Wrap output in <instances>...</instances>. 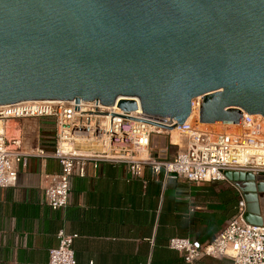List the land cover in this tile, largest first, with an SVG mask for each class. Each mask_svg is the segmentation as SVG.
Here are the masks:
<instances>
[{"label":"water","instance_id":"95a60500","mask_svg":"<svg viewBox=\"0 0 264 264\" xmlns=\"http://www.w3.org/2000/svg\"><path fill=\"white\" fill-rule=\"evenodd\" d=\"M133 97L180 124L196 97L200 122L264 117V0H0V105ZM225 174L264 224V174Z\"/></svg>","mask_w":264,"mask_h":264},{"label":"crops","instance_id":"0c3cea01","mask_svg":"<svg viewBox=\"0 0 264 264\" xmlns=\"http://www.w3.org/2000/svg\"><path fill=\"white\" fill-rule=\"evenodd\" d=\"M212 130L231 124H206ZM12 148L52 152L56 142L51 117L4 122ZM240 131L242 128H238ZM181 143L153 134L151 153L172 159ZM88 164L85 177L73 176L69 203L53 210L44 199L51 175L61 167L53 158L28 157L15 186L0 187V264H49L58 232L78 234L73 243L79 264H190L169 247L173 237L211 240L235 215L240 189L231 180L188 182L154 174L147 166L131 177L124 164ZM193 264H233L204 257Z\"/></svg>","mask_w":264,"mask_h":264},{"label":"built area","instance_id":"2783aa9c","mask_svg":"<svg viewBox=\"0 0 264 264\" xmlns=\"http://www.w3.org/2000/svg\"><path fill=\"white\" fill-rule=\"evenodd\" d=\"M136 110L127 112L118 106L92 101L31 100L0 105V187L15 186L19 166L28 157L53 158L61 169L51 175L44 190L46 204L53 210L64 209L69 203L71 179L85 177L88 164L106 161L127 166L131 177H139L149 166L154 174L164 171L166 177L188 182L228 180L225 172L264 174V117L243 112L242 124L236 129L214 131L202 128L200 97L192 100V112L182 124L172 118L152 117L143 112L137 97ZM51 117L55 120L56 142L52 152L38 149L25 152L12 148L5 133L4 122L10 119ZM151 120L174 126L183 143L172 159L155 157L150 150L153 134L172 130L157 127ZM240 131L238 128H242ZM235 215L211 240L173 237L169 247L182 252L187 263L204 257L229 258L233 264H264V224L247 222L246 199L240 190ZM59 243L49 251V264H79L73 243L78 234L61 229ZM93 264V262H90Z\"/></svg>","mask_w":264,"mask_h":264},{"label":"bare ground","instance_id":"6f19581e","mask_svg":"<svg viewBox=\"0 0 264 264\" xmlns=\"http://www.w3.org/2000/svg\"><path fill=\"white\" fill-rule=\"evenodd\" d=\"M206 124H210V123H207V122H200V123H198L197 125H198L199 127L206 128V127H204V125H206ZM214 124L225 125V124H222V123H214ZM235 127H236V126H235ZM220 131H228V130H220ZM176 132H177V130L174 129V130H172L171 134H172V138H173V140L176 141V142H178V140L176 139Z\"/></svg>","mask_w":264,"mask_h":264},{"label":"rangeland","instance_id":"374dc122","mask_svg":"<svg viewBox=\"0 0 264 264\" xmlns=\"http://www.w3.org/2000/svg\"><path fill=\"white\" fill-rule=\"evenodd\" d=\"M207 126L209 125H204V127L208 128ZM210 128V127H209ZM212 130V129H211ZM221 129H217V130H214V131H220ZM222 130H230V129H227V128H223ZM172 135V134H171ZM176 139L179 141V143H183V137L178 133L176 132Z\"/></svg>","mask_w":264,"mask_h":264}]
</instances>
